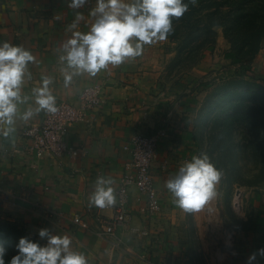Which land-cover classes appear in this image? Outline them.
<instances>
[{
  "label": "crops",
  "instance_id": "obj_1",
  "mask_svg": "<svg viewBox=\"0 0 264 264\" xmlns=\"http://www.w3.org/2000/svg\"><path fill=\"white\" fill-rule=\"evenodd\" d=\"M94 7L95 0H88L79 9L70 8L68 0H0V41L20 46L35 58L27 65L21 88L24 102L18 105L15 131L0 135V189L14 194L24 190L26 200L14 197L1 204L0 219L13 220L21 216L36 234L39 229L47 228L52 235H67L71 238V247L89 263L196 264L194 245L186 257H180L175 251L177 248L165 242V218L174 216L168 213L167 208L174 203V198L165 182L177 175L185 161L200 154L195 138L198 126L189 121L191 107L186 100L194 93L192 86L197 81L213 77L222 64L229 67L224 57L229 44L218 27L216 42L212 50L205 53L202 63L196 69L177 71L168 69L175 50L174 44L166 39L145 45L140 57L128 59L119 66L109 65L95 76L73 75L71 82L65 85L66 64L60 60L64 54L62 45L72 32L88 31L94 22L89 10ZM77 13L82 19L76 28L70 29ZM258 60L256 57L253 61L251 75L263 82L264 75L258 69L264 65V59ZM45 77L52 81L49 89L55 99L71 103L78 101L87 85L102 83L103 104L88 112L87 121L72 124L66 135L67 143L81 149L78 156L37 158L29 150V139L20 135L25 123H38L43 115L42 110L27 121L19 118V114L37 107L33 89L39 87ZM159 129H165L166 135L158 141L151 170L161 209L149 214L132 187L127 206L131 219L117 229L119 244L112 247L97 234L98 219L109 218L112 209L92 207L88 197L94 191L97 177L112 178L115 181L112 187L116 188L129 159L123 146L132 134L150 135ZM73 214H79L89 229L74 225ZM187 218L188 223L193 220ZM133 228L142 233L133 232ZM257 233L258 230L253 232L259 235ZM253 244L250 248L255 252L264 248V239L262 244ZM254 264H264V257L258 256Z\"/></svg>",
  "mask_w": 264,
  "mask_h": 264
},
{
  "label": "clouds",
  "instance_id": "obj_2",
  "mask_svg": "<svg viewBox=\"0 0 264 264\" xmlns=\"http://www.w3.org/2000/svg\"><path fill=\"white\" fill-rule=\"evenodd\" d=\"M88 0H68L72 9L83 7ZM195 3V0H192ZM188 10L184 0H95L89 10L94 22L88 31H74L63 45L60 60L66 64L64 82H71L73 75L87 73L95 76L109 65L119 66L128 59L140 57L145 45L165 41L172 32L173 18H180ZM82 16L69 26L77 27ZM34 56L20 46L0 41V135L15 131L18 105L24 102L21 88L27 65ZM70 69L71 71H67ZM51 79H42L33 89L36 108L19 114L27 121L40 111H57L56 99L49 89ZM221 173L205 154L193 156L178 169L177 175L165 182L173 202L186 212L198 210L216 196V185ZM112 178L97 177L94 191L88 197L92 207L105 208L116 203ZM38 236L46 243L40 244L27 237H20L15 244V254L7 264H87L85 256L72 249L67 235H52L47 228L38 230ZM257 256L264 257V248L251 253L246 264H254ZM5 248L0 246V264H5Z\"/></svg>",
  "mask_w": 264,
  "mask_h": 264
},
{
  "label": "trees",
  "instance_id": "obj_3",
  "mask_svg": "<svg viewBox=\"0 0 264 264\" xmlns=\"http://www.w3.org/2000/svg\"><path fill=\"white\" fill-rule=\"evenodd\" d=\"M184 3L188 4V10L180 18H173V30L167 37L175 50L169 70L198 67L205 53L212 50L218 27L229 44L224 53L229 67L214 75L223 80L206 95L197 113L195 138L199 143L206 142L205 154L226 185L257 187L264 183V80L260 82L249 75L264 45V0H195V3L184 0ZM256 216L259 229L250 227V235L258 230V236L264 238V212L259 210ZM251 221L248 217L245 222ZM20 237L40 243L36 233L30 234L13 220L0 219V246L5 248V264L15 254L14 246Z\"/></svg>",
  "mask_w": 264,
  "mask_h": 264
},
{
  "label": "rangeland",
  "instance_id": "obj_4",
  "mask_svg": "<svg viewBox=\"0 0 264 264\" xmlns=\"http://www.w3.org/2000/svg\"><path fill=\"white\" fill-rule=\"evenodd\" d=\"M258 54L256 57H258V61L262 62L264 59V45ZM260 66L258 70L264 75V65ZM227 67V64H222L220 68L227 69ZM249 77L254 78L255 76L249 75ZM222 80L211 76L206 80L197 81L192 86L194 93L186 100L191 107L190 123L195 122L206 95L212 91L214 85L221 83ZM205 143L198 144L196 150L199 149L200 154L196 156L205 154ZM238 190L240 195L237 194ZM216 193L214 198L198 210L191 212L184 211L175 203L170 204L167 208L168 213L170 215L172 213L174 216L165 218V242L171 244V247L177 248L175 251L180 257H186V253L194 245L196 264H246L247 257L245 258V256L253 253L250 244H262L264 239L256 234L250 235L251 231L249 230L250 227L254 226L259 228L258 223H256L258 219L256 215L260 209L264 210V183L253 188L236 184L228 186L220 178L219 183L216 185ZM254 197H256V201H253ZM236 201L239 204L236 205ZM232 215L235 218H232ZM188 216L193 218L190 223H188ZM248 217H251L252 221L246 223ZM13 221L25 228L30 234L34 233L32 225L21 216L15 217ZM212 228V231H208ZM253 237L257 238L254 242ZM228 238L230 241H228ZM44 243H46V240L40 239V244ZM72 249L76 251V248ZM87 264L98 263L93 261L89 263L88 260Z\"/></svg>",
  "mask_w": 264,
  "mask_h": 264
},
{
  "label": "built area",
  "instance_id": "obj_5",
  "mask_svg": "<svg viewBox=\"0 0 264 264\" xmlns=\"http://www.w3.org/2000/svg\"><path fill=\"white\" fill-rule=\"evenodd\" d=\"M103 102L102 83L92 82L82 89L76 103L56 100V112L51 113L43 110L40 121L38 123H25L20 129V135L29 139V150L37 158L63 155L78 156L81 149L67 143L66 135L72 124L87 121L88 112L99 107ZM165 135V129H159L150 135L136 132L123 146L129 153V159L115 188L116 203L110 206L112 215L109 218L98 219L97 234L109 242L112 247H117L119 244L117 229L131 219L127 206L132 187L137 190V200L144 202L145 209L149 214L156 213L161 209L151 164L156 157L158 141ZM0 194L1 205L14 197L26 200L27 192L21 190L14 194L0 189ZM57 214L62 216L61 212ZM71 222L82 229H89L88 223L79 214H73ZM132 231L140 232L137 228H133Z\"/></svg>",
  "mask_w": 264,
  "mask_h": 264
},
{
  "label": "water",
  "instance_id": "obj_6",
  "mask_svg": "<svg viewBox=\"0 0 264 264\" xmlns=\"http://www.w3.org/2000/svg\"><path fill=\"white\" fill-rule=\"evenodd\" d=\"M237 193H238V195H240V191L239 190L237 191Z\"/></svg>",
  "mask_w": 264,
  "mask_h": 264
},
{
  "label": "bare ground",
  "instance_id": "obj_7",
  "mask_svg": "<svg viewBox=\"0 0 264 264\" xmlns=\"http://www.w3.org/2000/svg\"><path fill=\"white\" fill-rule=\"evenodd\" d=\"M239 199V198H238ZM239 204V203H238ZM236 205H237V201H236Z\"/></svg>",
  "mask_w": 264,
  "mask_h": 264
}]
</instances>
